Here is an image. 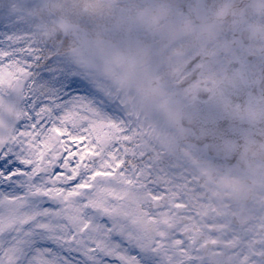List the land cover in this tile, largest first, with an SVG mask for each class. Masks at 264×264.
<instances>
[{"label":"snow or ice","instance_id":"snow-or-ice-1","mask_svg":"<svg viewBox=\"0 0 264 264\" xmlns=\"http://www.w3.org/2000/svg\"><path fill=\"white\" fill-rule=\"evenodd\" d=\"M21 37L0 36V70L31 76L20 57L34 54ZM76 78L41 84L25 125L0 132V264H207L201 251L220 247L219 225L197 210L181 183L155 158L138 160L130 136ZM30 121V123H28ZM112 146H109V145ZM235 243V241H232ZM234 264H264V243L237 244Z\"/></svg>","mask_w":264,"mask_h":264},{"label":"rangeland","instance_id":"rangeland-1","mask_svg":"<svg viewBox=\"0 0 264 264\" xmlns=\"http://www.w3.org/2000/svg\"><path fill=\"white\" fill-rule=\"evenodd\" d=\"M165 15L161 3L152 0H0V36H20L19 45L31 47L40 57L38 61L33 54L20 57L23 64L32 65L27 69L32 75L17 128L25 125L31 110L33 87L74 77L83 95L103 98V110L120 126L115 135L130 136L131 141L123 143L135 144V150L143 153L137 159L155 158L156 167L186 182L189 197L195 198L202 191L200 180L207 169L195 168L185 160L192 154L186 141L189 133L178 124L176 113L184 96L173 88L183 67H179L178 50L169 45L172 33H167L163 43ZM176 16L171 15L172 19ZM171 25L181 36L189 28ZM43 38L54 39L52 48ZM25 77L7 68L0 70V112L13 83ZM13 231L19 234L5 215L0 235L6 243L15 241V235L11 241L7 235ZM162 262L157 254L148 258V264Z\"/></svg>","mask_w":264,"mask_h":264},{"label":"flooded vegetation","instance_id":"flooded-vegetation-1","mask_svg":"<svg viewBox=\"0 0 264 264\" xmlns=\"http://www.w3.org/2000/svg\"><path fill=\"white\" fill-rule=\"evenodd\" d=\"M161 5L167 17L163 43L172 33L169 45L178 50L183 67L173 88L184 96L176 113L189 133L192 154L185 160L207 169L194 204L221 226L213 238L222 246L199 251L207 264H234L237 244L264 243V0H191L181 9ZM171 24L189 28L181 36ZM228 73L232 80L223 86ZM217 94L220 100L207 115L208 135L200 136L199 120L185 128L182 109L211 103Z\"/></svg>","mask_w":264,"mask_h":264},{"label":"water","instance_id":"water-1","mask_svg":"<svg viewBox=\"0 0 264 264\" xmlns=\"http://www.w3.org/2000/svg\"><path fill=\"white\" fill-rule=\"evenodd\" d=\"M161 4H169L174 9H181L185 7L191 0H152ZM31 76H26L24 79H18L13 83L10 93L6 96V100L0 112V132L8 134L12 129L17 128L20 118V109L24 99V92ZM232 80L230 73L227 74L223 84ZM183 83L180 87L185 86ZM222 86V87H223ZM215 97V96H214ZM220 100V96L217 94L216 98L211 100V103L199 104L198 102H193L192 104L186 106L181 111L182 124L186 128H194L195 121H200L202 125V130L200 131V136H207L209 131L210 118L207 116L213 110V105L217 104ZM264 138V135H263ZM248 154H252L253 151H248Z\"/></svg>","mask_w":264,"mask_h":264},{"label":"trees","instance_id":"trees-1","mask_svg":"<svg viewBox=\"0 0 264 264\" xmlns=\"http://www.w3.org/2000/svg\"><path fill=\"white\" fill-rule=\"evenodd\" d=\"M64 34H66V33H65V32H62V35H64ZM46 36H47V35H46ZM46 36H45V37H46ZM43 40L47 43L48 47L51 46V44H53V45L55 44L54 39H52V40L49 41V42H48V40L45 39V38H43ZM48 47H47V48H48ZM47 48H46V49H47ZM51 48H52V46H51ZM49 58H50V51H47V56L45 57V60L47 61L46 64L48 63Z\"/></svg>","mask_w":264,"mask_h":264}]
</instances>
